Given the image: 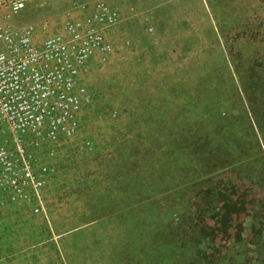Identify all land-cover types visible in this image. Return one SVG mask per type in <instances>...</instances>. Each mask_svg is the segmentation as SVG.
<instances>
[{"label": "rangeland", "instance_id": "374dc122", "mask_svg": "<svg viewBox=\"0 0 264 264\" xmlns=\"http://www.w3.org/2000/svg\"><path fill=\"white\" fill-rule=\"evenodd\" d=\"M106 1L124 18L84 78L86 121L45 158L37 264H264V0Z\"/></svg>", "mask_w": 264, "mask_h": 264}, {"label": "built area", "instance_id": "2783aa9c", "mask_svg": "<svg viewBox=\"0 0 264 264\" xmlns=\"http://www.w3.org/2000/svg\"><path fill=\"white\" fill-rule=\"evenodd\" d=\"M29 1L0 0V264H37L41 230L27 232L29 244L26 231L45 209L54 171L45 158L59 155L86 121L84 78L110 61L123 20L106 0H75L77 13L60 25L14 24L12 14Z\"/></svg>", "mask_w": 264, "mask_h": 264}, {"label": "trees", "instance_id": "16d2710c", "mask_svg": "<svg viewBox=\"0 0 264 264\" xmlns=\"http://www.w3.org/2000/svg\"><path fill=\"white\" fill-rule=\"evenodd\" d=\"M203 228V225L200 226V230ZM199 231V230H198ZM179 246V245H176V247ZM178 248V247H177ZM212 258H214V256H211Z\"/></svg>", "mask_w": 264, "mask_h": 264}, {"label": "crops", "instance_id": "0c3cea01", "mask_svg": "<svg viewBox=\"0 0 264 264\" xmlns=\"http://www.w3.org/2000/svg\"><path fill=\"white\" fill-rule=\"evenodd\" d=\"M123 18H124V17H123ZM38 237H39V239H41V237H42L41 234H40V236H38Z\"/></svg>", "mask_w": 264, "mask_h": 264}]
</instances>
